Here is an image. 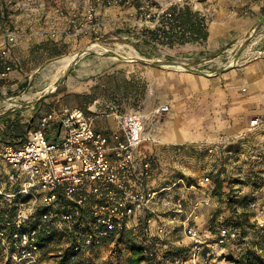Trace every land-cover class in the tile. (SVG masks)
I'll use <instances>...</instances> for the list:
<instances>
[{"label":"built area","instance_id":"built-area-1","mask_svg":"<svg viewBox=\"0 0 264 264\" xmlns=\"http://www.w3.org/2000/svg\"><path fill=\"white\" fill-rule=\"evenodd\" d=\"M129 2L86 0L84 12L56 7L53 13L63 27L50 36L76 39L97 34L102 25L98 10ZM18 38L14 29L2 35L0 80H7L14 70L9 56ZM178 64L186 70V63ZM170 112L168 104L148 111L141 105L123 111L113 106L107 112H101L97 102L87 109L62 106L40 116L19 146H0L4 176L0 201L6 203L5 212H0L2 259L38 264L45 238L54 250L48 255L75 262L80 256L116 246L131 233L141 238V264H211L215 255L225 261L220 253H213L212 246L223 250L239 241L240 229L220 225L204 235L197 225L198 210L209 205L210 197L194 202L186 196L209 184L210 177L191 175L189 182L183 170L165 185H156V160L146 146L160 144L157 124ZM100 117L113 118L114 129L97 130L95 121ZM260 125L259 118L250 120L239 137H247ZM233 145L236 140L209 144L205 158L230 160ZM191 147L197 150L200 145ZM257 193L252 189L247 207L254 213V228L264 232V206ZM178 231L189 241L182 253H176L171 244L172 233Z\"/></svg>","mask_w":264,"mask_h":264},{"label":"rangeland","instance_id":"rangeland-1","mask_svg":"<svg viewBox=\"0 0 264 264\" xmlns=\"http://www.w3.org/2000/svg\"><path fill=\"white\" fill-rule=\"evenodd\" d=\"M44 1L46 2L45 6L50 8L58 4L60 8L66 9L70 3V0ZM135 2H129V4L116 8L102 7L108 11L110 17L107 20H101L102 25L99 27L97 34H90L76 39L62 37V39L66 40L59 50L51 46L47 48L48 43L44 42L46 44L45 47L50 50L49 59L44 61L38 73L31 77L30 84L22 83L19 88L13 91L14 96L5 93L0 94V119L12 109L16 111L26 110L27 107L24 106L28 105L27 102H34V98L38 96L42 100H47V102L41 103V107L37 111L39 114L49 111V109H58L62 106L87 109L94 102H97V106L101 112H106L108 107L111 106L123 111L139 105L148 111L153 106L158 105L157 103L163 102L164 99L168 98L172 107H170L171 112L164 118L166 120L165 124H157L160 129L159 140L162 144H166L164 143V138H162L164 133L180 134L177 128L179 123L183 124L185 128L187 124L188 132L194 131L195 126L198 125L199 129H203L202 132L204 134H210L211 122L215 113L214 109H212L213 98L216 101L214 97L215 85L212 84L210 79L216 75L214 72L218 68L219 70L226 68L237 55L239 56V62L263 57L262 55H258L256 51L259 45L264 44V23L258 27L252 36H250L251 30L242 41L234 46H228L223 58L216 59V62L219 63L218 66L212 60L200 66H194L190 63L186 66L187 70H177L168 66L152 65V63H166L170 65L180 63L174 57L164 59L161 56L162 53L156 51L154 58H148L136 50L135 44H142L139 41V35L142 33V30L145 28L150 30L159 28L161 26V16L167 11L162 12L160 10L158 1L135 0ZM10 4L13 7L9 9L5 8L4 4L0 2V41L3 26H8L9 29L18 31L19 38L21 37V28L24 26L21 17L24 14V9H21L16 4V1H11L8 5ZM135 4L139 6V9H136ZM12 10H15L16 16H20L18 17L19 19L8 17L7 11L12 12ZM66 10L80 12L73 8ZM128 12H133V15H128ZM121 13H125L126 15L120 17ZM143 13H149L151 17L145 19ZM90 45H96V51L92 50L93 53L77 58V61L75 63L72 62L65 70L61 69L60 65L64 57L77 54ZM141 46L145 48L146 45L142 44ZM155 46L157 49L164 47L159 42H155ZM93 56L106 60L102 64L105 67L101 72L89 75V73L85 74L83 69L82 71L75 72L76 77L75 75L73 77L72 73V75H69V71L77 69L80 62L92 59ZM135 57L142 58L145 61L127 63L122 59ZM152 68L155 71L154 85H150V81L148 82L147 79L151 76ZM14 70L16 69L14 68ZM202 75L207 77L203 78ZM165 76L168 79H164ZM6 81L8 82L9 80ZM59 81L60 84L56 87ZM71 84L73 86H70ZM81 87L84 88L82 93L69 92L72 88L75 91ZM39 118H36V120L38 121ZM1 123L2 121L0 120V126ZM36 126L37 123H34L33 129ZM189 142L192 141L177 142L175 143L177 146L167 144L171 148L177 147L176 149H178L181 146L185 147ZM198 145L201 144L198 143ZM177 155L178 157H169L162 154L154 155L157 166L156 185H165L166 180L174 178L183 170L189 176L187 177L188 181H192L190 176L196 175V172L199 170L197 168V160L189 155L182 157L183 153L181 152H178ZM204 157L205 155L203 154L198 159H204ZM237 161L239 160L231 157L230 160L224 158L202 165V171H204L205 167L210 170L202 173L200 176H209L210 183L201 187V190L197 192H188L186 196L194 202L198 199L210 197L209 205H203L198 210L199 215L203 210H205L204 213L208 212L206 222L200 228L204 235L214 233L220 225H230L240 229L242 235L239 239L240 242H244L245 244L248 242V245H251L249 237L245 233L247 230L244 232L243 229L244 226L252 224L249 222L251 220L253 222L254 219V213L248 211L247 197L252 189L257 190L264 185L260 175V173L264 172V167L262 169L261 164L256 166V164H253V161L249 162L250 160L245 162L244 175L246 174L247 176L243 180H239L240 177L237 175L238 172H236L237 165H234ZM240 164L241 166L244 165L243 163ZM237 170L240 172L241 169ZM217 182L221 183L218 189L216 188ZM235 191H244L243 197L237 198L239 195ZM257 197L259 202L264 206V200H262L264 194L262 197L259 195ZM237 215L241 220L238 224L235 223ZM251 230L255 233L260 232L254 226ZM139 239H141L140 236L136 237L128 233L124 240L116 244V246L98 250L88 256H80L73 264H131V262L138 258L136 250H138ZM175 240H179L182 245V237H178ZM183 247L187 250L185 245ZM212 250L214 254L220 253L222 257L226 254L225 249H223V252L219 247L212 246ZM51 252H54V250L50 249L49 253ZM41 257L38 264H58L59 262L55 257L48 255V253L42 254ZM220 258V255H215L211 259V264H226L225 257V261ZM139 264H141V261Z\"/></svg>","mask_w":264,"mask_h":264},{"label":"crops","instance_id":"crops-1","mask_svg":"<svg viewBox=\"0 0 264 264\" xmlns=\"http://www.w3.org/2000/svg\"><path fill=\"white\" fill-rule=\"evenodd\" d=\"M11 1L18 4L21 9H24V14L21 15L23 19V24L21 28V37L16 41L14 48L10 52L9 59L14 64V70L7 80H0V94L13 95V91L19 88L22 83L30 84L31 77L38 73V70L42 67L43 62L49 59V51L47 48L51 46L59 50L61 46L65 43L66 39H62L60 35L51 37V32H58L63 24L54 15L53 11L59 5L46 7V2L44 0H0L4 4L5 8H12L13 5H8ZM158 1L160 10L168 11L171 8H176V10H183L188 7L192 13H196L199 18L204 17L205 27L207 37L206 40L198 39L193 34L186 32L187 26L178 27L173 26L171 28L172 33L181 35L182 33L186 36V41L184 43H173L170 47L164 45L159 49L156 48L154 43H147L145 46V51L148 58H154L155 52H161L162 58L167 59L174 57L176 61L184 62L187 65L193 64L194 66H200L206 62L214 60L215 64L218 66L216 59H222L224 53L227 51L228 46H234L235 44L242 41V39L256 26L258 21L264 18V0H153ZM87 7L86 0H70L66 9L73 8L77 11L84 12ZM9 11V10H8ZM7 14L11 19H19L15 15V10L8 12ZM160 11V12H161ZM12 13V14H11ZM128 15H133V12H128ZM3 14V13H2ZM136 14V12H135ZM160 14V13H158ZM126 14L121 13L120 17H124ZM98 17L100 20H107L110 15L107 10L100 8L98 10ZM160 18V17H159ZM28 19V20H27ZM27 20V21H25ZM196 18L193 17L191 23H195ZM133 23V21H132ZM176 23V22H175ZM173 23V24H175ZM134 25V24H133ZM166 29L169 26H165ZM9 29V27H2L1 34ZM42 33H44L42 35ZM48 43L47 48L45 47ZM256 51L258 55L263 57L254 58L250 60L238 61L237 66L230 70L219 68L214 72L216 73L213 78L210 79L214 87V97L212 101V109L215 113L212 118L210 134H204L203 129H199L198 125L195 126V130L188 132L187 124L186 128L183 124L177 125L180 134H171L166 132L162 135L164 138V143L157 145H147V149L150 153L154 155L162 154L168 155L169 157H178V152L183 153L182 157L189 155L195 160H197L196 177H201L202 173L208 172L205 167L202 171V165L209 162H214V160L209 161L204 157V159H198L201 155H205L204 148L209 144H217L219 142H228L229 140H236V145H233L231 157L237 161L233 163L237 165L236 172H238L239 180H243L247 175H244L245 162L253 161V164L261 168L264 167V44L259 45ZM73 61L76 54L72 55ZM84 57V56H83ZM136 58V57H135ZM106 60L93 56L92 59H87L84 62H80L77 69L69 71V75L73 74V77L78 71H84V73H89L93 75L97 72H101L105 66L102 64ZM127 63H133L136 61H126ZM233 62V61H232ZM231 63V61H230ZM234 65V64H233ZM133 66V65H131ZM232 66V65H231ZM153 69V68H152ZM106 70V69H105ZM226 70V71H225ZM74 71V72H73ZM223 71V72H222ZM72 73V74H71ZM154 69L151 72V76L148 79L150 85H154ZM190 76L189 74H187ZM11 76V78H10ZM203 76V75H202ZM210 76V75H208ZM201 77V75H200ZM207 77V76H203ZM164 79H168L166 76ZM148 84V85H149ZM70 86H73L71 84ZM24 88V87H23ZM22 88V89H23ZM69 90L73 93H82L84 88H77L78 90ZM1 99V98H0ZM34 102H27L28 105L26 110L16 111L10 110L6 114L19 113V119L22 123H28L34 120L37 123L36 118L42 116L49 111L41 112L39 114L38 109L41 107V103L47 102V100H42L40 96L34 98ZM157 104H168L171 107L170 101L164 99L163 102ZM113 107V106H111ZM108 107V110L109 111ZM172 108V107H171ZM259 118L262 125L257 129L250 132L247 137L240 138L241 133L248 128L249 122L252 119ZM3 120V119H0ZM162 121V122H161ZM160 124H165V119L161 120ZM95 127L97 130L108 131L109 129H114L115 123L111 117H100L95 121ZM194 129V128H193ZM32 130V129H31ZM157 135L160 138L159 125L157 126ZM203 139V140H202ZM192 141L189 142L185 147L171 148L168 144L177 146V142L182 141ZM168 143V144H167ZM201 144L200 148L194 150L191 146L194 144ZM183 145V144H179ZM240 163H243L244 167ZM201 166V167H200ZM2 170V169H1ZM242 174V175H241ZM262 181L264 182V172L260 173ZM3 172L0 171V181L3 178ZM248 179V178H247ZM248 181V180H247ZM1 186V183H0ZM258 195L262 197L264 194V185L257 189ZM238 193L239 197L242 198L244 191H235ZM260 197V200H261ZM264 200V197H262ZM261 200V201H262ZM199 211L200 217L197 221V225L201 228V225L206 222V216L208 212ZM248 226H244V232L247 230V235L250 240V244H245L244 242H233L229 243L225 249V262L226 264H260L261 260L264 263V232H254L251 228L254 226L252 220L249 222ZM201 230V229H200ZM202 231V230H201ZM178 231L172 233L171 244L175 248L176 253L185 252L186 249L184 245L189 246V241L183 236V234ZM178 237H182V245L179 240H175ZM184 243V244H183ZM254 243H258L263 246L262 249L255 247ZM235 249V250H234ZM250 251L260 257V261H253ZM224 252V250H223ZM249 252V253H248ZM249 255V256H248ZM42 258V257H41ZM40 258V260H41Z\"/></svg>","mask_w":264,"mask_h":264},{"label":"trees","instance_id":"trees-1","mask_svg":"<svg viewBox=\"0 0 264 264\" xmlns=\"http://www.w3.org/2000/svg\"><path fill=\"white\" fill-rule=\"evenodd\" d=\"M128 1L130 2L134 1V3H136L135 0H128ZM135 5H136V9H139V6H137V4ZM167 13H169L170 16L169 17H166L165 15L161 16V22H160L161 26L159 28L153 30L145 28L142 30V33L139 35V41L143 45H146L147 43L155 44V42H159L161 45H167L170 47L173 43H177V42L181 44L184 43L186 41L185 34L182 33L181 35H177L172 33L171 28L174 25L178 27L187 26L186 32L190 33L191 35L194 34L196 36V40L198 39H202L203 41L206 40L207 33L205 30L206 27H205L204 17L198 19L197 14L192 13L188 7L184 8L183 10L181 9L176 10V8H171L167 11ZM193 17H195L196 20L195 23L192 24L191 21ZM167 25L169 26L168 29H166L165 27ZM141 45L135 44L136 50L142 55H147V53H145V48H143ZM19 115H20L19 113H15L14 115L6 114L2 118L3 120H1L2 123L0 126V146H4V145L19 146L20 143L24 141L27 131L34 128V120H31L28 123H22L21 120L19 119ZM216 186H217L216 188L218 189L221 186V183L217 182ZM4 206H6V203L0 201V212H5ZM1 218H3L2 215H0V219ZM235 221L236 224L240 223L241 220L238 215L236 216ZM49 244H50L49 239L47 240L44 238V240L41 242V248L44 255L50 252L51 248L48 247ZM255 247L263 250V246H261L258 243H255ZM136 251H137L136 255L138 254V258L135 259L133 262H131V264H139L140 261H142L140 252L138 250ZM249 255H251L254 262L260 261V257L258 258L251 251ZM58 261H59L58 264L74 263V261H71L67 258ZM0 264H14V263L9 261H4L0 255ZM260 264H264L262 260Z\"/></svg>","mask_w":264,"mask_h":264},{"label":"water","instance_id":"water-1","mask_svg":"<svg viewBox=\"0 0 264 264\" xmlns=\"http://www.w3.org/2000/svg\"><path fill=\"white\" fill-rule=\"evenodd\" d=\"M262 23H264V18H262V19H260V20L258 21V23L256 24V26L252 29L250 36H252V35L255 33V31L258 29V27H259ZM242 45H243V44H242ZM91 53H93V52H92V51H89V50H82V51L78 52L76 58H75L74 61H73V63H75V62L77 61V58H79V57H81V56H83V55H85V54H91ZM122 59H124L125 61H136V62H143V61H145V60L142 59V58H122ZM233 60L235 61V66H236L237 63H238V60H239V56L237 55ZM152 65H153V66H158V65H159V66H165V65H170V64H166V63H162V64H159V63H152ZM232 67H234V66H231V64H229L225 69L232 68ZM186 70H187V68H186ZM59 84H60V81L56 84V87H57Z\"/></svg>","mask_w":264,"mask_h":264},{"label":"bare ground","instance_id":"bare-ground-1","mask_svg":"<svg viewBox=\"0 0 264 264\" xmlns=\"http://www.w3.org/2000/svg\"><path fill=\"white\" fill-rule=\"evenodd\" d=\"M128 48V47H127ZM130 48V47H129ZM97 47L96 45H90L88 46L85 50H89V51H96ZM132 50V49H131ZM129 50V51H131ZM133 52V51H132ZM129 54V53H128ZM234 55V54H233ZM77 56V54H76ZM73 57L74 56H66L62 59L61 61V69L62 70H65L70 64H72L73 62ZM76 58V57H75ZM233 61V62H232ZM232 66H235V61L234 60H231V63H230ZM234 64V65H233ZM165 66H168V67H171V68H174V69H177V70H184L185 67L183 66H180V64H171V65H165ZM47 91V90H46Z\"/></svg>","mask_w":264,"mask_h":264}]
</instances>
